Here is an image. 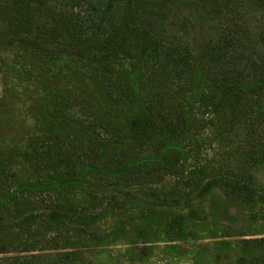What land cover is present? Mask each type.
<instances>
[{"label": "trees", "instance_id": "1", "mask_svg": "<svg viewBox=\"0 0 264 264\" xmlns=\"http://www.w3.org/2000/svg\"><path fill=\"white\" fill-rule=\"evenodd\" d=\"M234 1L264 11V0H0V264H93L76 246L37 253L46 230L83 234L105 202L112 215L131 210L132 195L162 171L178 179L167 192L174 201L145 191L159 208L135 230L173 231L182 244L198 222L215 237L243 230L236 242L216 239V263L264 264V61L226 40L198 57L165 29L173 11L211 16ZM218 60L223 68L208 76ZM197 103L218 115V139L243 120L256 137L225 163L201 165ZM187 187L196 203L183 200Z\"/></svg>", "mask_w": 264, "mask_h": 264}, {"label": "rangeland", "instance_id": "2", "mask_svg": "<svg viewBox=\"0 0 264 264\" xmlns=\"http://www.w3.org/2000/svg\"><path fill=\"white\" fill-rule=\"evenodd\" d=\"M235 3L236 1L229 2L228 5L223 6L211 16L206 14L205 10L207 9L201 7H187L173 11L167 15L166 20L165 29L168 40L187 42L192 53L198 57L211 53L212 49L220 51L225 40L233 41L237 49L244 51L246 56L250 55V59L255 63H261L264 61V11L247 2ZM222 68L223 63L220 60L214 64H208L207 75L210 76L214 72H219ZM229 117L231 116L227 113L226 118ZM244 122L246 120L237 121L233 125L232 132L228 133L225 139H218V115L211 108L206 110L197 103L193 134L198 139L199 149L203 154L201 165H206L208 168L213 167V165L217 167L218 164L225 163L229 158L228 153L231 148H243L252 141L256 134L253 138L247 137V125L244 126ZM206 175L207 178H210L214 172L209 170ZM159 178L162 179L161 182L156 180L150 185L147 184L132 195L134 208L129 211L112 215L105 202V206H100L98 211L94 212L106 214L100 219H91L83 234L75 229L67 228L46 230L45 240L37 253H44L50 258H55L58 252H71L76 246L82 251L84 259L93 264H196L197 255L204 257L202 259L204 264H217L214 256L216 239L227 243L236 242L243 237L242 234L249 233L237 229V226L245 224L242 217H239L234 223L236 231L229 232L226 230L223 232L217 230L216 237L213 234V229L211 228L212 231L207 230L202 223L198 222L197 226L188 227V230L194 233L195 238L191 244H182L181 241L173 238V231L166 234L162 232L155 234L154 226L143 228L144 231L142 232L135 230L137 221L141 224L145 215L151 210L159 208L145 191L154 193L162 200L167 197L168 201H174L171 195H167V192L174 189L178 179L165 175L163 171ZM258 180L264 183V175L259 176ZM196 197L197 189L187 187L183 200H191V202L196 203ZM120 199L121 197L118 196L115 200ZM207 204L205 202L206 206ZM230 209L232 212L236 211L235 206ZM41 210L44 211L42 208ZM202 219L203 216L198 214L197 220ZM78 227L80 228V224ZM115 229H120L121 233L114 240L111 237ZM104 234L109 236L108 241H105V246L99 242V240L104 239ZM71 240L72 242L76 241L75 245L69 243ZM89 242L91 243L90 247L84 248L83 246L88 245ZM178 244L182 245L181 250L174 248ZM219 258L222 263L228 264L226 263L228 261L222 260L224 255L219 256Z\"/></svg>", "mask_w": 264, "mask_h": 264}]
</instances>
